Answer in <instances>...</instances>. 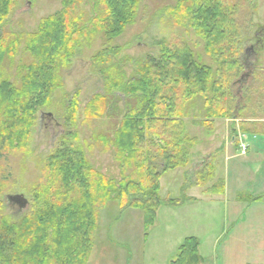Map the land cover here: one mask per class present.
<instances>
[{
	"label": "rangeland",
	"instance_id": "rangeland-1",
	"mask_svg": "<svg viewBox=\"0 0 264 264\" xmlns=\"http://www.w3.org/2000/svg\"><path fill=\"white\" fill-rule=\"evenodd\" d=\"M217 1L227 5V9L232 7V21L241 39V68L229 75L232 79L230 86L234 83L230 88L231 115L229 118L215 117L220 115L218 106L207 104L208 100L199 95L184 104L179 103L177 109L182 110L180 118H174L176 125L173 128H180L182 137L194 139L195 143L188 150L186 166L169 170L159 179V192L164 200L197 197L199 191L195 184L200 180L198 175L205 176L215 168L213 183L205 192L207 196L192 198L194 201L183 203L182 209L161 208L158 221L146 237L140 211L123 210L116 202L101 204L96 201V228L91 233L92 248L86 264H169L187 237L198 239V251L204 259L202 264H264V196L254 202L249 201V198L264 193V0ZM62 2L15 0L12 12L1 25L4 46L10 48L11 56L7 54L0 58V85L4 81L11 86L21 84L22 69L31 65L34 59L28 43L40 24L60 11ZM96 2L82 0L76 4L73 16L79 18L82 29H91L94 24L91 10ZM176 4L177 0H140L134 22L109 43V46L121 49L115 59L128 57L132 60L124 66L127 74L133 71L137 60L143 61L148 55L159 57L165 50L172 49H189L214 73L217 71L216 64L204 52L203 42L190 27V19L183 16L182 11L174 12ZM104 43L105 39L100 34L90 47L76 50V57L71 60L69 68L59 71L62 88L52 93L51 104L47 108L37 111L27 139L22 143L16 141L14 148H0V220L4 218L17 224L19 234L24 232L20 221L31 215L36 205L37 190L46 188L51 195L64 192L61 190L63 184L52 182L46 172L48 159L61 147L80 146L93 172L114 182L119 183L132 176L122 162L123 158L118 159L113 149L104 151L99 142L102 137L112 138L117 120H89L83 114L89 98L102 91L100 73L91 58L104 47ZM250 47L253 52L244 54ZM244 74H248L247 80L238 85L236 82ZM75 91H79V110L75 126L66 134L63 104L66 95L72 96ZM239 92L240 99L236 96ZM119 106L122 108L121 104ZM158 129L160 133L165 132ZM246 134L251 137L248 141ZM254 137L257 138L254 140ZM165 138H154L156 146H163ZM239 143L242 146L248 144L251 151L241 152L237 146ZM184 145L188 147L187 143ZM235 151L239 154L233 157ZM220 155L231 159L221 165ZM253 160L261 163L258 167L261 173L257 172L254 166L257 163ZM132 166L134 177L138 174L135 170L137 163ZM216 169L223 178L216 179ZM216 180H223L224 192L226 187L221 205L210 203L217 200L212 197L222 195L208 191ZM236 194L244 197L243 203L235 200ZM10 195L23 196L27 202L25 208L19 209L16 203L7 201L6 197ZM70 198L75 197L71 195ZM33 230L37 227L33 226L32 230L26 228L32 239L39 231ZM47 234L52 240V230L49 229ZM48 264L56 263L50 261Z\"/></svg>",
	"mask_w": 264,
	"mask_h": 264
},
{
	"label": "trees",
	"instance_id": "trees-1",
	"mask_svg": "<svg viewBox=\"0 0 264 264\" xmlns=\"http://www.w3.org/2000/svg\"><path fill=\"white\" fill-rule=\"evenodd\" d=\"M81 1L63 0L60 11L40 24L28 43L34 59L22 69L21 84L11 86L4 81L0 85V148H14L16 141L22 143L27 139L37 111L47 108L52 93L63 86L59 71L69 68L78 48L90 47L94 38L101 34L105 45L91 60L100 73L102 91L89 98L83 114L89 120H117L112 138L102 137L99 142L104 151L113 149L118 159L123 158L132 176L117 183L93 172L80 146L56 150L48 159L46 172L52 182L63 184L61 190L64 192L51 195L46 188L37 190L32 214L20 221L24 229L22 234L18 233L17 224L4 218L0 220V264H48L50 261L86 264L92 248L91 233L96 228V201L101 204L116 202L123 210L141 211L146 237L156 223L161 206H180L194 201L182 196L180 200H162L159 196L161 175L185 167L188 150L195 143L194 139L182 137L180 128H173L182 110L177 109L178 104L199 95L208 100L207 104L218 106L221 116L215 117L229 118L231 115L234 83L230 86L229 75L241 68L242 63L241 39L232 21V7L227 9V5L217 0H177L174 7L175 13L182 11L183 16L190 19V27L203 42L206 56L216 64L215 73L189 49H172L165 50L159 57L148 55L143 61L137 60L133 71L127 74L124 66L132 60L128 57L115 59L121 49L109 43L134 22L140 0H97L91 10L94 16L91 29H82L79 18L73 16L76 4ZM14 6L15 0H0V58L11 52L4 46L1 25ZM240 93L236 94L238 99ZM72 94L66 95L63 104L66 134L75 126L79 110V91ZM158 128L165 132L160 133ZM169 129L171 133L166 132ZM161 137H166L163 146H156L154 138ZM75 140L78 141L77 136ZM135 162L138 174L133 177ZM214 171L212 168L205 176L198 175L200 180L195 186L211 182ZM208 191L223 194V180L217 181ZM71 195L75 198L71 199ZM254 199L249 198V201ZM33 226L37 227L33 232L39 231L32 239L26 228L32 230ZM49 229L52 240L47 234ZM198 249L197 238H186L169 264H202Z\"/></svg>",
	"mask_w": 264,
	"mask_h": 264
},
{
	"label": "crops",
	"instance_id": "crops-1",
	"mask_svg": "<svg viewBox=\"0 0 264 264\" xmlns=\"http://www.w3.org/2000/svg\"><path fill=\"white\" fill-rule=\"evenodd\" d=\"M240 136H244V134L242 135H240ZM250 135H248V134H246V141H248V140H250L251 139V137H249ZM252 138H253V136H252ZM257 137H254V140L256 139ZM252 142L253 141H251L250 142V144H252ZM239 148H238V150L240 149L241 150V152H243V153H249L251 150H249V146H248V144H247V146H242V144L241 143H239V145H237ZM256 146H258L257 144H256ZM248 148V149H247ZM237 149V148H236ZM236 154H239L238 153V151L236 152L235 151V153L233 154V157L236 155ZM223 156V155H222ZM221 155H220V162L219 163H222L221 165H224V161H226L227 160V162L231 159V158H228V156L226 155V157H222ZM224 156H225V153H224ZM229 157H231V156H229ZM232 157V158H233ZM226 158V159H225ZM252 162H255V163H257L256 165H254V166H256V170H257V172L259 173H261V170L258 168V167H260V165H261V163H259V161L258 162H256V161H252ZM217 170L218 169H216V179L218 180V178L219 179H221V178H223V176H222V174H220V173H218L217 172ZM216 180V181H217ZM160 181V180H159ZM160 183H161V181H160ZM213 183V181L212 182H210L209 183V185H207V186H205V187H203V188H198V187H195L198 191H199V195L196 197H192V196H190L189 198H196V199H200L201 197H204V198H206V190L210 187V185ZM225 192H226V187H225ZM225 192H224V194H222V195H219V197L218 196H214V197H212L213 199L215 198V199H217V200H215L214 202H210L212 205H221V203L224 201L223 199H224V196H225ZM258 195H260V194H258ZM159 196H160V192H159ZM262 196H264V193L262 194V195H260V196H256V197H254L256 200H259ZM168 197V196H167ZM187 197H188V195H187ZM160 198H161V196H160ZM246 198V197H245ZM253 198V199H254ZM162 200H164V198H161ZM166 199V198H165ZM174 199V198H173ZM247 199V198H246ZM254 199V200H255ZM235 200L237 201V202H240V203H243L244 202V197L243 196H238L237 194L235 195ZM222 201V202H221ZM254 202V201H253ZM184 205H182V206H179V207H165V206H161L159 209H158V211H157V218H156V220L158 221V213H159V210L161 209V208H167V209H182V207H183ZM132 210H135V209H132ZM137 211H139V210H137ZM141 212V211H140ZM141 214H142V212H141ZM142 224H143V215H142ZM188 238V237H187ZM186 239V238H185ZM184 239V240H185ZM183 240V241H184ZM183 241H182V243H183ZM181 243V244H182ZM180 244V245H181ZM180 245H179V247H180ZM178 247V248H179ZM178 250V249H177ZM201 258L203 259V257L201 256ZM203 262H204V259H203Z\"/></svg>",
	"mask_w": 264,
	"mask_h": 264
},
{
	"label": "water",
	"instance_id": "water-1",
	"mask_svg": "<svg viewBox=\"0 0 264 264\" xmlns=\"http://www.w3.org/2000/svg\"><path fill=\"white\" fill-rule=\"evenodd\" d=\"M248 51L253 52V49L251 47L246 49L244 54H246ZM247 78H248V74H244L240 77V79L236 83L238 85H243L245 81L247 80ZM6 198H7V201H12L16 203L19 209H24L27 204L26 200L21 195H10V196H7Z\"/></svg>",
	"mask_w": 264,
	"mask_h": 264
}]
</instances>
